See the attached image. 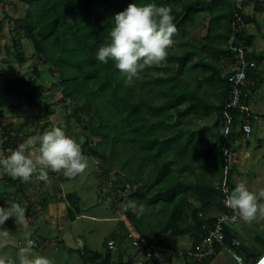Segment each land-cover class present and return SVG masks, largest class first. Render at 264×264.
<instances>
[{
  "label": "trees",
  "instance_id": "obj_1",
  "mask_svg": "<svg viewBox=\"0 0 264 264\" xmlns=\"http://www.w3.org/2000/svg\"><path fill=\"white\" fill-rule=\"evenodd\" d=\"M4 1L7 0H0ZM15 1L26 4L28 9L23 17L12 18L6 15L15 26L11 37L14 47L12 53H15L19 62L28 61L23 41L31 40L35 57L48 66L52 75L59 74L60 78L54 88L61 92V96L51 99L50 94H46L49 89L42 80V71L37 63L33 64L31 73L19 77H7V71L2 68L0 84L4 94L18 97V101L11 106L18 109L23 103L44 105L45 118L55 113L54 107L57 105H64L67 109L70 107L71 111H66L57 126L67 129L71 120H75L89 132L88 135L85 134V141L80 144L84 155L97 156L103 153L106 156L108 153L110 162L100 175L105 183L109 182L112 186L110 190L115 194L113 205L119 199L117 190L122 188L127 191L129 186V197L144 202L146 206H152L151 213L154 217L161 216L155 230L128 206L121 211H124L125 218L133 228L112 240L115 246L110 247L108 243L106 251L103 252L82 242L84 247L74 249L66 246L61 239L59 242L62 246L69 253L78 252L84 264H161L156 252L152 253L150 259L139 261L133 255L135 251H114V247L124 238H129L132 243L136 241L132 234L138 237V241L142 240L139 247L133 246L142 250H145L146 243L167 245L173 237L189 235L193 243L184 254L187 264H208L220 251L227 250V247H232L242 257L244 264H254L264 253V231L256 233L255 246L246 245L241 240L240 230L235 228L241 220L239 217L238 222L224 221L225 239L222 244H216L213 255L199 262L189 254L199 250L203 238L216 226L222 214H234L221 203L220 187L215 184L214 178L218 176L221 181L224 177V149L228 148L233 154L241 146L239 143L244 141L242 123L246 119L250 120L254 131L257 129L254 125L256 120L263 117L254 112L251 106L254 93L264 85V71L260 69L264 53L256 51V36L248 34L246 27L237 33L235 45L249 48L246 56L249 60L247 76L250 83L245 88L247 94L243 98L247 110L241 114L234 107H226L232 87L230 73L225 72L223 60L228 57L230 66L233 62L234 54L227 41L232 33L231 21L236 0H210L212 5L208 7L205 6L206 1L200 3V0ZM132 2H155L157 5L170 7L177 28L172 40H178L180 48H168L166 60L154 63V68L161 70L163 75L155 76L148 69V64L142 66L138 77L129 82L115 68L114 61L99 62L96 51L109 40L108 27L111 18ZM218 5L223 8L230 7L229 13L223 12L217 16ZM254 9L257 12L264 11V6L257 2ZM202 11H208L214 17L213 20L210 17L203 41L188 38V25H193L197 20L196 15ZM241 15L246 24L257 22L255 17L244 11H241ZM226 17L229 23L223 29L219 23ZM140 78L141 83L138 84ZM158 85L160 87L156 88ZM155 89L158 101L151 97ZM44 97H47L45 101L42 100ZM5 110L4 102L0 99L1 148L7 156L23 142L21 137L26 140L27 135H21L24 131L23 124L16 127L6 125L3 120ZM228 113L234 116V127L225 134L222 128L226 124ZM215 114L219 117L215 122V130H210L207 126L199 128L190 123L195 116L210 120ZM47 125L48 122L42 129ZM97 136L101 140L94 144V137ZM202 141H207L209 148L200 156L202 147L196 142ZM245 141L247 143L248 140ZM116 158L122 166L121 170L127 172L126 176L112 177V164ZM200 160L202 165L198 164ZM196 166L201 172L197 171ZM235 167L232 165L229 168L231 190L236 186L232 178L233 172L238 171L237 167L234 170ZM146 171L149 177L145 180L143 174ZM48 175L49 181L56 187L57 184L74 179L51 170H48ZM29 182L30 180L13 179L3 172L0 178V208H5L6 201L19 203L27 198ZM40 183L42 187L45 185L44 181L40 180ZM165 191L167 195L162 194ZM44 195L42 194L40 201L42 207L48 203ZM65 199L69 203L68 217L74 221L82 211L81 198L74 192L66 194ZM160 204L158 215L156 208ZM35 211L37 210L34 205L29 203L26 217L32 219ZM14 222L15 219H7L0 224V229L12 228ZM36 229L42 230L40 226ZM32 236L42 242L49 241V236L44 232H33ZM235 238L241 240V245L232 244Z\"/></svg>",
  "mask_w": 264,
  "mask_h": 264
},
{
  "label": "rangeland",
  "instance_id": "obj_2",
  "mask_svg": "<svg viewBox=\"0 0 264 264\" xmlns=\"http://www.w3.org/2000/svg\"><path fill=\"white\" fill-rule=\"evenodd\" d=\"M202 1H206L205 6L207 7L212 5V2L210 0H200L199 2L202 3ZM27 9L28 6L26 4L15 0L0 2V70L4 68L3 70L7 71V77H19L27 73H31L33 64L37 63L42 71V80L47 84V89H49L46 94H50L51 99H56L57 97L61 96V92L58 89L54 88V84L58 82L60 76L59 74L52 75L48 70V66L39 61L37 57H35L34 47L31 40L24 39L23 41L24 51L28 57V61H26L25 63H21L15 56V53H12L14 51V47L11 42V37L12 34H14L15 26L14 22L11 21L12 19L10 20L8 17H6V15L11 16L12 18L23 17L25 16ZM229 10L230 7L223 8L222 5H218L216 15L219 16L220 14H223V12L228 14ZM247 11L250 12L251 15H255V17L257 18V22L249 26L250 33L255 34L256 36V51L258 53H264V11L256 12L254 7H249ZM209 14L210 13L208 11H202L201 13L196 15L197 20L195 21V23L193 25H188V38L192 36L194 38H197L198 41H203V37L207 33L206 27L210 22L211 16ZM213 18L214 17L212 16L211 20H213ZM225 20L226 25L227 23H229L228 17H226ZM258 22L262 29L261 32L257 29ZM223 29L225 28L223 27ZM169 48H172L173 50L179 49L180 46L178 40H172V44ZM148 69L151 72L155 73V76L163 75V72L161 70H156L154 68V63L149 64ZM261 71H264V61L261 63ZM1 79L2 78L0 77V81ZM137 83H141V78L138 79ZM158 87L160 86L158 85L156 88ZM3 90L4 89L0 84V99L4 102V107L6 109L3 120L6 125H9L11 127H16L19 124H23L24 131L21 132V135H27L26 139L42 134L43 132L50 130L52 127L57 126L65 116L66 111H71L70 107L69 109H67L64 105H57L54 107L55 113L49 118H45L43 108L44 105L36 106L33 104L23 103L22 106L18 109L14 108L11 105L18 101V97H9L4 94ZM151 95V97L155 101L159 100V97L156 94V89L151 93ZM253 97L254 101L258 103L253 106V111L264 114V85L256 93H254ZM46 98L47 97H44L42 100L45 101ZM218 119L219 117L216 114L210 120L198 119L195 116L190 123L192 125H198L199 128L207 126L210 130H215V127L217 126V123L215 124V122ZM260 121L261 120L258 121L257 129L252 132V136L249 138L247 143L245 140L239 143L241 146L238 147L237 153L235 155H232V157H230L228 161L230 167L232 166V163H235L233 165L242 172V174H239V172L236 173L235 171L233 172L234 183L237 184L239 182H246L247 186L256 193L264 190V122L261 121L262 124L260 127ZM47 122L48 125L46 126V128L42 129V127ZM64 130L66 131V134L73 137L79 144L85 141V134H89V132L85 131L82 126L75 120H71L70 126ZM223 131L226 132V129H223ZM196 135L200 138L199 134ZM260 138H262L261 144H259ZM21 140L24 141V138L21 137ZM100 140L101 137H94V144H96ZM196 144L200 145V148L202 147L200 150V156H203L205 151L209 148V143L207 141H202L196 142ZM107 154L108 153H106V156L103 153H100L97 156H93L92 154H85L88 161V165L85 171L79 174L76 178L74 177V179H70L67 182H62L63 193L65 192V194L75 192L77 194L81 193L80 195H82L83 197L81 191L85 190L86 193H90L86 194L84 196L85 198L95 197L93 199H95L96 201L91 199L89 201V205L87 204V206H89V209L91 210L85 211V214H83L84 216H78L75 220L76 222H71L67 217L66 212L61 213V211L59 212V210L56 211L57 205L53 206L52 213H49V208L51 207V205H48L46 209L42 207V204L39 202V198L42 197V194H46L51 197L53 194L52 192H54V190H49L45 187L48 186V188H50L55 184L49 181L42 187L40 179L38 177L34 178L32 175L29 179L32 183H27V198L19 202V204L25 209L24 220L23 222L19 221V223H16V225L17 227H19L18 225L21 224V228L28 227L25 226V223L34 225V221L26 217L27 202L28 200H31L30 202L34 205V207H36L38 214L41 216L38 226H41L43 230L47 229L49 228V225L45 224L48 221L53 227V232L47 229L50 235L47 232L45 233V235L50 237L48 239L49 241L42 242V240L37 239V237L35 236H32L33 232L30 230H25L24 232L13 231L12 233L7 230H0V243L10 242V245H8V247H6V245L0 244V258L14 261L16 262V264H19V259H17V247H25L29 241L33 240L37 243V245L33 244L32 252L37 255H46L50 259L51 264H84L83 261L79 258V255L76 253L71 255V258L70 254L72 253H69L66 247H63L59 241L61 239H66L69 245L79 248L84 247V245H81V243L83 242L88 247L94 250L104 252L106 251V244L108 245L111 240L114 241L117 236L125 234L126 231H132L133 227L125 218V215L123 213L124 211H121L119 209V206L117 205L118 202L116 203V205H113L115 201V198L113 196L115 194L113 193L112 189L110 190L112 186L109 184V182L105 183L106 181L103 179L102 175H100L103 173V169L106 168L108 163L110 162V158L107 156ZM0 156H6L3 149L1 148V137ZM200 163L201 160L198 164L202 165ZM121 167L122 166L119 165V159L116 158L112 164L113 178L123 177V175L127 174V172L121 170ZM236 167L234 168V170L236 169ZM196 168L197 171L201 172L197 166ZM211 171L212 168L209 169L208 175H210ZM2 176L3 171L0 169V178ZM143 176L146 180L149 177V173L146 171ZM214 182L217 185L220 184V179L218 176L214 178ZM90 189L92 193L90 192ZM121 191H123L122 188H119L117 190L116 194L119 195L118 198L120 197ZM47 192H49L50 194H47ZM59 192H62V189ZM162 194L167 195L168 193L165 191ZM56 202L58 201L54 200L53 203L56 204ZM259 203L264 204V200L259 201ZM11 204H13V202L8 201V203L6 204V208ZM128 204V206L131 207L138 216H142L146 224L150 223L151 226H153L156 230L159 222L158 219L161 220V216H153V214L151 213L153 209L152 206H146L144 202H139L132 196L128 197ZM160 207L161 204L156 208L158 209V215ZM47 214L55 216L57 218V223H53L48 219L45 220L44 218ZM10 217L8 219H12ZM50 218L53 219V217ZM59 227H62L63 230L58 231ZM239 227L242 229H240ZM235 228L238 231L240 230L242 242L250 247L255 246V244L257 243L255 241L256 233L259 231H264V213L258 212L256 218L251 222H245L241 219L238 223V226H235ZM70 232L71 235L68 236ZM13 241H16V244ZM191 244L192 240L189 235L178 236L173 237L170 240V242L168 243V247L179 253V251L189 250ZM39 245H44L45 248L43 246L39 247ZM119 249H126L129 253L136 250L129 238L122 239L121 243L114 247V251H117ZM5 252H7L8 254H5ZM137 253L138 255H136ZM137 253L135 255L136 257L139 256L138 260L144 256L142 249H140L139 252L137 251ZM156 254L159 257L161 264H187L183 256H176L171 252L160 251L156 252ZM221 256H226L227 260L230 261L231 264H236L235 262L232 263V257L230 253H226L223 251ZM216 259L222 260L225 258L218 256Z\"/></svg>",
  "mask_w": 264,
  "mask_h": 264
},
{
  "label": "clouds",
  "instance_id": "obj_3",
  "mask_svg": "<svg viewBox=\"0 0 264 264\" xmlns=\"http://www.w3.org/2000/svg\"><path fill=\"white\" fill-rule=\"evenodd\" d=\"M249 7L255 5L247 6ZM176 31L170 7L157 5L155 2L129 3L125 9L115 13L111 18L108 27L109 40L97 49L96 59L103 63L114 61L115 68L131 82L133 78L138 77L142 66L166 60L168 48ZM233 127L234 120L228 128L226 123L222 131L226 129L223 133H229ZM87 165V157L82 152L80 144L66 134L61 126H54L42 134L29 137L7 156H0V169L13 179L19 178L22 181H28L38 172V178L48 183V170L62 171L65 177L72 178L83 173ZM261 200H264V190L256 193L246 182H239L227 193L224 204L233 211L234 219L239 217L245 222H251L258 212L264 213V204L259 203ZM10 216L23 222L25 209L19 203H13L6 209L0 208V224L5 223ZM31 241L19 250V264H51L46 255L32 252ZM263 256L264 254L260 255L254 264L261 258L262 261ZM236 259L239 260L238 257ZM0 264L16 262L0 258Z\"/></svg>",
  "mask_w": 264,
  "mask_h": 264
},
{
  "label": "built area",
  "instance_id": "obj_4",
  "mask_svg": "<svg viewBox=\"0 0 264 264\" xmlns=\"http://www.w3.org/2000/svg\"><path fill=\"white\" fill-rule=\"evenodd\" d=\"M259 2L262 6H264V0H236V5L234 7V15L231 21V36L228 39L227 43L233 55V62L230 66V77L229 80L231 82V95L226 103V107H234L236 108L241 114H244L247 110L246 105L243 103V98L246 96L245 88L250 83V80L247 76V69L249 65V60L247 59L246 52L249 49L247 46L244 45H235L236 35L239 31L247 26L244 18L241 15V11H245L247 6L256 5ZM234 120V116L230 115L229 113L226 114V123L227 128L232 124ZM242 129L245 134V138H250L253 132V125L250 120L246 119L242 123ZM224 156H225V168H224V177L220 181L219 187L221 192V203L224 204V200L226 198L227 193L231 192V185L229 183V168L230 164L228 163L229 158L231 157L230 150L228 148L224 149ZM127 191H121L120 197L118 199V206L120 210H126L128 208V197H129V186H127ZM225 205V204H224ZM235 214H229L225 212L222 214L216 226L207 233V235L203 238L200 248L198 251L194 252L191 251L189 254L191 257L197 259L201 262L204 258L209 257L215 253V246L216 244H222L225 239L224 234V221L229 222H238V217L235 219L233 218ZM136 241L133 242V245L139 247L141 245V241L137 240V236L133 235ZM32 244H37L34 241H31ZM141 242V243H139ZM145 244V243H144ZM232 244L234 246L241 245L239 239H233ZM109 245L112 247L114 245L113 241L109 242ZM144 255L146 259H150L153 252H171L174 255L183 256L185 251L176 252L175 250L168 248L165 244L150 242L145 244ZM227 251L231 254L232 258L240 264H243V259L240 255H238L232 247H227ZM239 258V260L236 259ZM262 259V258H261ZM261 259L256 264H263L264 263V256L263 260Z\"/></svg>",
  "mask_w": 264,
  "mask_h": 264
},
{
  "label": "crops",
  "instance_id": "obj_5",
  "mask_svg": "<svg viewBox=\"0 0 264 264\" xmlns=\"http://www.w3.org/2000/svg\"><path fill=\"white\" fill-rule=\"evenodd\" d=\"M247 9L248 8H246V10H245V13L247 14V15H249V16H253V17H255V15H251L250 14V12H248L247 11ZM257 12V11H256ZM260 12H262V11H260ZM255 20H257V18L255 17ZM225 22L226 21H224V22H221V24H222V27H224V28H226V26H227V24L225 25ZM224 23V24H223ZM252 24H255V22H251V23H248L247 24V26H246V31H247V33L248 34H252V33H250V31H249V26L250 25H252ZM258 24H259V22H258ZM257 29H260V32L262 31V29H261V26L260 25H258L257 26ZM207 31V30H206ZM192 37V36H191ZM190 37V38H191ZM192 38H194V37H192ZM196 40H197V38H195ZM255 49H256V44H255ZM223 66H224V68H225V72H228L229 70H230V62H229V58L228 57H226L224 60H223ZM260 69H261V66H260ZM252 102H253V104H252V106H251V109H253V106H255L256 104H258L256 101H254V97L252 98ZM254 112H256V111H254ZM256 113H258V112H256ZM258 114H260L261 116H263V117H260V118H258L257 120H256V123L254 124L255 125V127H257L258 125V121L259 120H261L262 122H264V114H261L260 112L258 113ZM259 122L260 123V127H261V124H262V122ZM203 125V124H202ZM195 126H198V125H195ZM262 143V138H260L259 139V144H261ZM237 152H234L232 155H235ZM232 155H231V157H232ZM233 164H235V163H232V165ZM238 169V168H237ZM236 173L237 172H239V174H242V172L241 171H235ZM33 177L34 178H36V177H38V172L36 173V174H33ZM232 178H233V174H232ZM234 181V180H233ZM60 187V188H59ZM45 188H47V189H51V190H54V192H52L53 194H52V196L50 197V196H48V195H44V196H46L47 197V200H48V203H47V205L46 206H44L43 208L44 209H46L47 207H48V205H51V207L49 208V213H52L53 212V206L54 205H57V208H56V211H58L59 210V212L61 211V213H64V212H66V214H67V217H68V212H67V208H68V206H69V203L67 202V200L65 199V196H66V194H65V192L63 193V187H62V184L60 183V186H59V184H57V187H56V185H52L50 188H48V186H46ZM61 189H62V192H59V191H61ZM82 192V194H83V197H82V195H80L79 193H78V196H80V198H81V207H82V211H81V213L78 215V216H84L83 214H85V211H87V210H91V209H89L90 207L89 206H87V204L89 205V201L91 200V199H93V198H95V197H88V198H85L84 196L86 195V194H90L89 192L88 193H86L85 192V190H83V191H81ZM90 192H91V189H90ZM92 193V192H91ZM47 194H50L49 192H47ZM62 194V195H61ZM43 197V196H42ZM52 198V199H51ZM28 200V199H27ZM51 200H52V202H51ZM54 200H57L58 202H56V204L55 203H53L54 202ZM93 200H95V199H93ZM31 201V200H30ZM29 200H28V202H27V206L29 205V203H31ZM41 201V198H39V202ZM96 201V200H95ZM8 203V201H6V204ZM14 203V202H13ZM6 206L7 205H5V208H6ZM36 208V207H35ZM48 210V209H47ZM35 215H34V217L32 218V220L34 221V225H31L30 223H25V226H28V227H24V228H21V224L20 225H18L19 227H17V225H16V223H19V220L18 219H15V217H10V218H12V219H15V222H14V227H12V228H9V229H0L1 231H5V230H7V231H9L10 233H12L13 231H18V232H24L25 230H30V231H32V232H44V233H48L49 234V231L47 230V229H49L51 232H53V227L51 226V224L47 221L46 222V224L45 225H49V228H47V229H42L41 228V226H40V228L42 229L41 231L39 230V229H36V227H38V224H39V219H40V215L38 214V211H35V213H34ZM50 217H53V219L52 218H50ZM69 218V217H68ZM45 220H50L51 222H53V223H57V218L55 217V216H53V215H51V214H47V215H45V218H44ZM26 220V219H25ZM44 220V221H45ZM70 220V219H69ZM76 220V219H75ZM71 221V222H76V221ZM242 229V228H241ZM59 230H63V228L62 227H59L58 228V231ZM50 235V234H49ZM71 235V232L69 233V235L68 236H70ZM242 237V236H241ZM50 238V237H49ZM62 240H65V243H66V246H68V247H71V248H74V249H78L79 247H73V246H71V245H69V243L66 241V239H62ZM191 240H192V238H191ZM15 244H16V241H13ZM48 242V241H47ZM47 242H45V243H47ZM193 243V242H192ZM0 244H2V245H6V247H8V245H10V242H6V243H0ZM40 246H43L44 247V245H40ZM39 246V247H40ZM167 247L169 246L168 244L166 245ZM191 247H192V244H191ZM191 247H189V250H190V248ZM45 248V247H44ZM168 248H170V247H168ZM21 249V247H17V259H19V250ZM189 250H184V251H189ZM136 251H140V249H136L135 250V252L133 253V255L134 254H136ZM226 252L227 253V250H222V251H220L217 255H216V257L215 258H213L212 260H210L209 262H208V264H231L230 263V261H228L227 260V258H226V256H221V254H222V252ZM76 254H78V252H75ZM5 254H8L7 252H5ZM74 253H72V254H70V257H71V255H73ZM79 255V254H78ZM136 255H138V253L136 254ZM229 255V254H228ZM218 256H220V257H222V258H225V259H222V260H219V259H216ZM230 256V255H229ZM139 257V256H138ZM138 257H135V258H137L138 259ZM72 258V257H71ZM79 258L81 259V257L79 256ZM231 258V257H230ZM260 258V257H259ZM258 258V259H259ZM16 259V260H17ZM232 259V263L235 261V260H233V258H231ZM257 259V260H258ZM82 260V259H81ZM144 260V256L143 257H141L140 259H139V261H143ZM256 260V261H257Z\"/></svg>",
  "mask_w": 264,
  "mask_h": 264
}]
</instances>
